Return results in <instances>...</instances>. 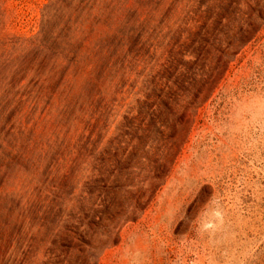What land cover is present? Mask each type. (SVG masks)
Here are the masks:
<instances>
[{
  "label": "rangeland",
  "instance_id": "obj_1",
  "mask_svg": "<svg viewBox=\"0 0 264 264\" xmlns=\"http://www.w3.org/2000/svg\"><path fill=\"white\" fill-rule=\"evenodd\" d=\"M207 2L0 0V264H264V27L160 180L145 155Z\"/></svg>",
  "mask_w": 264,
  "mask_h": 264
},
{
  "label": "trees",
  "instance_id": "obj_2",
  "mask_svg": "<svg viewBox=\"0 0 264 264\" xmlns=\"http://www.w3.org/2000/svg\"><path fill=\"white\" fill-rule=\"evenodd\" d=\"M199 14L204 25L189 36L179 28V41L163 60L157 82L150 81L144 92L149 118L142 130L145 155L157 158L158 180L159 172L183 151L199 109L223 82V69L225 76L263 30L264 0H208Z\"/></svg>",
  "mask_w": 264,
  "mask_h": 264
}]
</instances>
